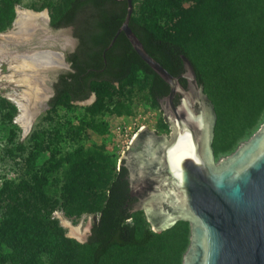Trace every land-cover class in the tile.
<instances>
[{
    "label": "trees",
    "instance_id": "1",
    "mask_svg": "<svg viewBox=\"0 0 264 264\" xmlns=\"http://www.w3.org/2000/svg\"><path fill=\"white\" fill-rule=\"evenodd\" d=\"M0 1L1 21L8 26L17 0ZM181 1L141 0L147 16H134L133 7L129 26L146 51L173 75L184 71L180 54L191 60L217 114L215 155L218 127L232 123L229 147L264 116V0H192L187 8L181 7ZM60 4L51 11L50 27L71 26L77 43L66 53L70 70L58 74L48 105L53 107L64 98L83 101L95 91L91 108L98 111L104 96L111 95L110 88L134 69L148 78L149 97L158 104L169 86L138 56L122 32L106 50L105 62L102 56L124 20L126 0H60ZM177 13L180 18L174 24L173 38L154 29L156 19L170 25ZM179 80L185 86V79ZM102 162V158L89 160L83 154L64 184L65 214L95 215L83 243L67 237L52 217L57 203L44 190L50 170L33 172L26 180L2 182L0 264H182L189 222L178 220L155 232L149 224L137 221L138 211H131L137 198L129 193L127 168L121 164L116 169L114 162L112 168L105 164L108 169L102 171Z\"/></svg>",
    "mask_w": 264,
    "mask_h": 264
},
{
    "label": "water",
    "instance_id": "2",
    "mask_svg": "<svg viewBox=\"0 0 264 264\" xmlns=\"http://www.w3.org/2000/svg\"><path fill=\"white\" fill-rule=\"evenodd\" d=\"M126 2L124 20L102 50L104 62L106 50L122 32L169 86L158 99L169 136L141 126L120 155L119 165L128 171L129 193L137 198L131 211L142 209L155 232L178 220L189 222L182 264H264V124L216 163V113L191 60L180 54L184 71L179 75L163 67L129 26L133 3ZM60 53L61 66L68 68ZM52 68L56 67L48 69ZM28 131L23 130V136Z\"/></svg>",
    "mask_w": 264,
    "mask_h": 264
},
{
    "label": "rangeland",
    "instance_id": "3",
    "mask_svg": "<svg viewBox=\"0 0 264 264\" xmlns=\"http://www.w3.org/2000/svg\"><path fill=\"white\" fill-rule=\"evenodd\" d=\"M140 1L133 2L134 16H147ZM191 2L192 0H182L181 7L187 8ZM59 4L60 0H17L13 6V17L8 26L2 24L0 16V32H3L13 27L18 6L43 14L40 22L44 29L37 31L30 44L12 45L10 51L48 48L66 54L73 50L76 42L72 29L70 27L59 29L50 27L51 11L55 10ZM0 7H3L1 1ZM173 11L177 12L176 8ZM179 18L180 14L177 13L170 21V25L156 19L153 27L160 35L173 38L177 32L174 24ZM63 70L56 67L46 69L41 73L42 85L47 87L46 95L34 104L37 115L25 136H23L24 129L17 123L19 108L9 98V93L14 90L21 91L24 86L15 87L14 83L0 80V186L5 181L18 182L29 179L33 172L44 174L50 170V173H46L47 186L44 190L46 195L51 200H56L57 203L52 211V217L65 230L67 237L83 243L89 234L95 215L83 213L79 218L69 217L65 214L62 203V195L66 193L64 184L72 174L73 163L82 159L84 154L89 160L102 158L105 161L102 162V171L112 168L114 162L117 169L122 151L126 150L130 140L141 126H145L148 130L155 129L159 135L169 136L170 130L159 104L149 97L148 78L138 69H134L128 78L116 82L113 88H110L111 95L104 96L102 106L98 111L91 108L96 100L95 91L83 101L70 102L64 98L55 106H48L54 77ZM10 71L12 72V69L9 68L8 63H0V79L3 75L10 74ZM97 88L100 89L101 86ZM205 94L208 96L206 92ZM216 122L217 114L215 125ZM263 124L264 116L253 129L247 131L229 147L227 144L233 133L232 123L229 127L225 125L218 127L216 132L219 134L220 141H218L219 148L214 155L215 162L221 161L234 152ZM222 137L225 140L221 141ZM19 142H21L20 145ZM80 150L82 157L78 154ZM92 175V180L98 182V177L95 174ZM95 189L100 190L99 187ZM135 211H138L136 220L145 222L151 227L145 212L142 209Z\"/></svg>",
    "mask_w": 264,
    "mask_h": 264
},
{
    "label": "bare ground",
    "instance_id": "4",
    "mask_svg": "<svg viewBox=\"0 0 264 264\" xmlns=\"http://www.w3.org/2000/svg\"><path fill=\"white\" fill-rule=\"evenodd\" d=\"M41 19L42 13L18 6L13 27L0 32V63L6 62L12 69L10 74L3 75L0 80L14 83L15 87L24 86L23 90H14L8 97L19 108L17 123L25 131L31 128L37 115L34 104L46 95L47 87L42 85L41 73L49 67L62 65L61 53L52 49L10 51L12 45L30 44L37 31L44 29Z\"/></svg>",
    "mask_w": 264,
    "mask_h": 264
},
{
    "label": "flooded vegetation",
    "instance_id": "5",
    "mask_svg": "<svg viewBox=\"0 0 264 264\" xmlns=\"http://www.w3.org/2000/svg\"><path fill=\"white\" fill-rule=\"evenodd\" d=\"M68 27H70L71 29H72V27L71 26H68ZM62 28H65V27H62ZM57 29H59V28H57ZM72 32H73V29H72ZM35 38V37H34ZM75 38V37H74ZM75 42L77 43V39L75 38ZM76 43H75V46H76ZM75 48V47H74ZM74 48H73V50H74ZM73 50H71V51H73ZM70 51V52H71ZM68 53V52H67ZM64 56H65V61H66V63L68 64V68H65V67H63V66H58V68H62V69H64L63 71H68V70H70V62H68L67 61V59H66V54H64ZM63 71H60V72H63ZM59 72V73H60ZM59 73H57L56 75H55V77H54V80H53V83H54V81L56 80V78H57V76H58V74ZM53 83H52V95L50 96V98L54 95V89H53ZM175 99H177V102H178V100H179V95L177 94L176 96H175V98H174V102H175ZM47 104H48V102H47ZM49 106V105H48ZM167 122V121H166ZM167 125H168V123H167ZM134 203V202H133Z\"/></svg>",
    "mask_w": 264,
    "mask_h": 264
}]
</instances>
